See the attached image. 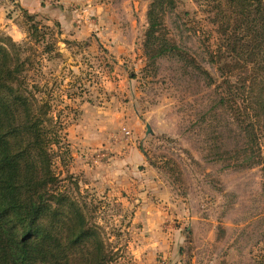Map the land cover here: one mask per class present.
Returning a JSON list of instances; mask_svg holds the SVG:
<instances>
[{
  "label": "rangeland",
  "instance_id": "1",
  "mask_svg": "<svg viewBox=\"0 0 264 264\" xmlns=\"http://www.w3.org/2000/svg\"><path fill=\"white\" fill-rule=\"evenodd\" d=\"M24 1L0 0V34L30 60L24 76L64 136L54 163L61 188L100 226L114 260L264 264L262 167L236 157L240 115L217 102L232 88L203 55L218 33L202 0H178L168 22L188 21L180 40L215 76L212 86L168 58L147 67L151 0ZM22 8L37 14L39 41ZM227 74L234 87L247 78L242 67ZM234 91L226 97L244 112Z\"/></svg>",
  "mask_w": 264,
  "mask_h": 264
},
{
  "label": "trees",
  "instance_id": "2",
  "mask_svg": "<svg viewBox=\"0 0 264 264\" xmlns=\"http://www.w3.org/2000/svg\"><path fill=\"white\" fill-rule=\"evenodd\" d=\"M201 7L218 33L216 47H206L203 55L232 88L219 93L217 102L240 115L244 144L236 157L242 167L260 165L264 178V0H202ZM22 9L28 33L39 41L37 14ZM177 10L178 0L150 1L143 43L147 67L156 70L168 58L206 85L218 84L193 48L180 40L181 33H191L188 21L183 18L175 28L169 24ZM28 60L19 43L0 34V264H123L114 260L83 203L61 188L54 163L63 152L64 136L53 123L51 102L30 89L24 76ZM238 67L247 78L234 87L227 73ZM234 89L247 101L244 112L237 98L226 97Z\"/></svg>",
  "mask_w": 264,
  "mask_h": 264
},
{
  "label": "water",
  "instance_id": "3",
  "mask_svg": "<svg viewBox=\"0 0 264 264\" xmlns=\"http://www.w3.org/2000/svg\"><path fill=\"white\" fill-rule=\"evenodd\" d=\"M147 133H153V130H152L150 124H147Z\"/></svg>",
  "mask_w": 264,
  "mask_h": 264
},
{
  "label": "crops",
  "instance_id": "4",
  "mask_svg": "<svg viewBox=\"0 0 264 264\" xmlns=\"http://www.w3.org/2000/svg\"><path fill=\"white\" fill-rule=\"evenodd\" d=\"M22 3L25 2L24 0H20ZM27 2H30V0H27Z\"/></svg>",
  "mask_w": 264,
  "mask_h": 264
}]
</instances>
